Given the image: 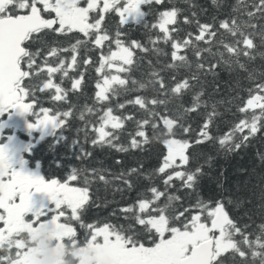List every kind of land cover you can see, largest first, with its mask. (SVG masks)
<instances>
[{"label": "snow or ice", "instance_id": "obj_1", "mask_svg": "<svg viewBox=\"0 0 264 264\" xmlns=\"http://www.w3.org/2000/svg\"><path fill=\"white\" fill-rule=\"evenodd\" d=\"M216 2L213 0L214 4ZM163 4L164 0H86L85 5L80 0H0V117L13 111L31 115L34 120L27 125L31 132L48 130L59 142L62 133L58 135L57 130L64 126L66 118L72 113L53 112L51 108L40 105L37 92L53 90L51 99L61 101L67 99L69 91L80 88L83 74L72 78L69 72L77 69V56L82 44L91 42L101 50L99 66L96 67L100 80L96 83L95 98L99 104H105L111 96L132 91L128 87L130 81L132 85L137 84L130 76L121 77V73L133 71V65L137 63V49L145 53H160L161 49L155 47L156 44L161 41L170 43L171 63L165 67L187 69L188 75L178 79L172 76L169 80L160 71H152L147 82L139 83L141 89H152L154 94L151 98L138 95L126 101L144 110V116L135 120L132 114L114 115L110 106L106 110L100 109L102 114L98 127H93L97 136L92 144H107L121 152L141 148L150 142L146 126L151 125L155 131L162 122L163 128H160L157 138L162 139L167 154L157 172L166 173L163 182L167 186L179 180L182 182L180 186L194 189L201 178L203 164L199 162L198 149L194 148L191 153L188 151L193 141L196 145L206 141L214 145L218 142L220 149L234 152L264 128V72L257 74L247 68V63L241 62V58H247L249 62L254 60L256 50L264 47V0H251V3L237 0L232 14L219 21L213 18L212 21L201 22L196 18L197 12L192 11L191 17L184 16L183 24H194L196 31L188 32L183 38L173 35L180 31L177 17L181 10L175 7L155 9V6ZM110 12L119 17L114 32L105 24V16ZM91 13L96 15L90 16ZM149 16H152L151 21ZM133 25L149 31L157 30L161 34L150 39L151 49L139 40L130 37L124 39ZM221 29L223 33H220ZM70 32L82 33L87 41L73 37L71 39H75V43H70L68 47L45 42V37L52 33L67 35ZM41 33L44 35L41 36ZM225 34L231 38L229 42H225ZM28 41L33 44L40 42L44 48L46 54L42 64H37V57L41 55L39 49L31 51V45L26 43ZM200 42L206 47H202ZM106 45L105 54L103 50ZM112 45H115L114 49ZM217 45L223 51L213 52V47ZM189 49L194 54L193 60L189 59L186 51ZM62 53L70 55L65 57ZM205 53L208 55L205 56ZM260 55L264 56V52ZM50 58H55L54 63H49ZM91 62L90 58L81 61L84 65ZM221 67L229 71L236 68L244 70L249 80L259 75L260 82L255 90H248V98L240 100L237 106L239 113L248 114L251 111V115L238 117V122L231 126L230 131L214 137L210 126L222 116L219 105L224 101L214 100L211 92L204 98V78L209 74L215 77L217 69ZM41 73L46 74V79H40ZM56 74L60 75V83L55 82ZM64 78L71 80L70 89L61 86ZM211 84L216 85V81L213 80ZM186 95L192 96L191 107H184ZM233 99H239V96ZM227 103L231 105L232 100ZM169 104L173 105L174 111L169 109ZM119 108L124 109L125 104H119ZM88 111L92 112L93 109L89 108ZM168 111H172V114H162ZM198 111L206 118L196 135L189 139L187 137L192 127L186 117ZM132 120H135L136 130L130 133L128 146L115 144L119 136L106 129H123L125 122ZM78 145V159L92 155L78 140H74V148ZM210 161L211 156L204 158V163L210 164ZM120 163L116 161V164ZM142 168L143 165L140 168L132 167L115 178L123 180L130 189L133 187L132 177L135 175L138 179L143 175ZM168 169L172 171L168 172ZM86 171L74 169L64 182L56 178L46 180L38 172L27 169L26 161L11 148V139L8 143H0V249H5L4 254L0 255V264H28L30 250L25 240L16 234L43 228L54 229L59 239L80 246L81 252H95L96 264H264V223L258 226L257 232H248L247 225L238 226L229 217L224 202L219 200L214 204L198 200L194 207L199 211L181 220L190 209L185 208L179 214L169 210L171 201L179 200L178 196H169V203L161 207L156 201L164 193L156 187L150 188L151 198H140L135 207L121 209L124 213L133 214L135 223L143 226L140 231L133 230L132 225L127 229L110 223L102 226L82 225L89 232L81 242L71 222L80 220L78 213L90 200V181L85 176L84 187L70 186L69 181L77 180ZM92 171L106 186L111 183L103 174L105 170ZM68 210L70 215L67 214ZM261 213L264 218V204Z\"/></svg>", "mask_w": 264, "mask_h": 264}, {"label": "trees", "instance_id": "obj_2", "mask_svg": "<svg viewBox=\"0 0 264 264\" xmlns=\"http://www.w3.org/2000/svg\"><path fill=\"white\" fill-rule=\"evenodd\" d=\"M251 3V0H248ZM237 4V0H217L214 4L213 0H164L163 5L155 6V9L164 10L173 7L181 10L177 17L180 31L174 33V36L186 37L188 32L195 33L196 27L194 24H183L184 16L191 17L192 11L197 12V17L201 22L212 21L213 18L219 21L227 18L232 14L233 7ZM147 11V6H145ZM148 19L151 21L152 16ZM105 24L109 26V30L114 32L119 24V17L114 13H108ZM127 28L128 26H123ZM176 27V26H173ZM48 31V30H45ZM224 30H220L223 33ZM219 34V33H218ZM41 36L44 34L41 33ZM156 35H161L157 30H146L139 26H131L127 40L129 37L141 41L150 49L153 47L150 39H154ZM78 38L87 41V38L77 33L70 35H62L52 33L45 37V42H51L53 46L60 45L63 47L70 46V43H75ZM54 38V39H53ZM225 42L231 40L227 34L224 35ZM31 45L30 50L36 51L39 49L41 55L37 57V64L43 63V57L46 54L40 42L33 44L32 41L27 42ZM202 47H206L203 42H200ZM113 49L115 45H112ZM157 48L161 49L160 53L149 51L147 53L136 50V61L133 65L131 73H121V77L130 76L131 80L137 81L136 85L129 82L128 87L132 91L122 93L119 96H111L109 101L105 104H99L96 101V83L100 80V76L96 72V67L99 66L100 49H97L91 42H86L81 45L79 55L77 56L78 66L76 70L70 71L69 76L78 78L83 74V81L78 90L69 91L66 100L55 101L51 99L53 90H46L45 92H37V97L40 100V105L49 107L53 112L71 111L72 115L66 118L64 126L57 130L58 135L62 133V138L57 142V138L46 130L31 132L27 125L33 122L34 118L29 117L27 124L22 130H16L13 127L3 126L8 120V115L5 114L0 118V143H6L9 138L19 137L27 144H32V150H27L22 154L21 159L26 161L28 170H38L39 174L46 180L56 178L62 182L66 181L72 174L74 169H86L83 175L79 176L75 181H69L70 186L84 187V177L87 176L90 184L89 194L90 200L83 209L79 211L80 220H73L72 226L77 230V238L83 242L88 236L89 230L82 225L94 224L102 226L104 223H110L118 228L127 229L132 225L133 230L140 231L143 226L135 223L132 218V213H124L121 209L137 205L140 198L152 197L150 192L151 187H156L159 192L164 195L156 201L161 207L168 202L169 196H178L179 200H173L170 203V211L175 214L184 211L185 208L190 209V212H185L181 217L184 220L190 214H196L199 209L195 208L198 200L205 203L214 204L217 200L223 201L225 210L229 217L234 219L238 226L243 227L247 225L248 232H257L258 226L264 223L262 218L261 207L264 204V128H261L255 136L250 137L249 142L241 149L234 152H227L219 148L218 142L214 145L211 142H205L201 145H196L193 141L192 147L189 148V153L193 149L199 150L200 164H203V172L201 178L197 181L194 189H188L180 186L181 181L174 180L171 182L172 186L164 184L166 173L157 172V169L163 164V157L167 154V149L162 142V139L157 138L160 133V128H163L161 122L160 128L155 131L151 125L146 126L150 142L144 144L141 148L130 149L128 152L118 151L117 148L111 147L107 144L103 146L93 145L92 140L96 138L97 133L93 131V127H98L99 117L102 114L100 109L106 110L107 107L113 108L114 115H129L132 114L135 120H139L144 116V110L139 109L138 106L129 105L126 103L128 99H134L136 96H147L151 98L154 94L150 87L139 88V83L147 82L151 76L152 71H160V74L166 79H171L175 76L177 79L188 75L187 69H168L166 64L171 63L170 59V43L165 44L162 41L157 43ZM217 50L223 51L219 45L213 47V52ZM107 53V45L103 50ZM190 60H193L194 54L192 51L186 50ZM256 58L252 61H247V58H241L242 63H247L249 70H254L257 74L264 72V56L260 53L264 52V47L257 50ZM167 53V54H165ZM61 55L68 57L69 53H62ZM205 56L208 54L205 53ZM91 59V63L84 65L81 63L84 59ZM55 58H50L49 63H54ZM161 69H163L161 71ZM247 72L241 69H234L232 71L226 68H218L217 75L212 77L210 74L205 79V93H212V98L217 101H224V104L219 105V111L222 116L216 118L213 125L210 126V132L214 137H219L231 130V126L238 122V117L242 118L248 114L239 113L237 106L240 100H246L249 96V89L255 90L256 84L260 82L259 75L254 80L247 78ZM40 79H46V74L41 73ZM215 80L216 85L211 82ZM55 82L60 83V75L56 74ZM65 89L71 88V80L64 78L61 85ZM239 99H233L236 96ZM232 100V104L227 102ZM124 103L125 108L120 109L119 104ZM184 107L192 106V96L186 95L184 98ZM40 105H37L39 107ZM163 108L164 106H160ZM169 109L174 111L173 105L169 104ZM93 109L89 112L88 109ZM230 108V110H228ZM259 110H257V113ZM162 114L171 115L172 111L163 112ZM83 115V119H81ZM200 111L196 113H189L186 117L187 123L191 124L192 131L188 134L189 139H192L202 126L203 119ZM135 120L126 121L123 129L113 130L111 128L106 131H111L114 135H118L119 139L114 143L117 145L128 146L131 139L130 133L136 130ZM111 139V137H109ZM141 139V138H138ZM31 140L32 143H31ZM78 140L80 145H83L86 151L92 153L91 156H84L78 159L79 145L74 148L73 141ZM211 156L210 164L204 163V158ZM121 161L116 164V161ZM192 161H190V164ZM143 175L138 179L133 178V187L127 188L123 180L116 179L121 172H127L132 167L140 168ZM93 169H102L107 179L111 180L109 185L99 181ZM171 172V169L167 170ZM117 189H122L117 190ZM39 200L40 198L37 197ZM231 201V203H229ZM67 214L70 215V210ZM127 217V218H126ZM203 219V217H202ZM27 220V217H25ZM63 222V218H62ZM19 233V232H18ZM17 233V234H18ZM16 234V235H17ZM59 239V238H58ZM61 244H68L75 248L68 240H61ZM14 251V250H13ZM3 250L0 249V255H3ZM251 259V258H250ZM255 264V262H254Z\"/></svg>", "mask_w": 264, "mask_h": 264}, {"label": "clouds", "instance_id": "obj_3", "mask_svg": "<svg viewBox=\"0 0 264 264\" xmlns=\"http://www.w3.org/2000/svg\"><path fill=\"white\" fill-rule=\"evenodd\" d=\"M17 237L23 238L30 250L28 264H96L95 252H81L80 246L62 245L52 228L19 232Z\"/></svg>", "mask_w": 264, "mask_h": 264}, {"label": "water", "instance_id": "obj_4", "mask_svg": "<svg viewBox=\"0 0 264 264\" xmlns=\"http://www.w3.org/2000/svg\"><path fill=\"white\" fill-rule=\"evenodd\" d=\"M27 116L28 115H23V114H20V113H17V112L14 111L10 121L14 122L16 127H20V126H22L24 124L25 119H26Z\"/></svg>", "mask_w": 264, "mask_h": 264}, {"label": "flooded vegetation", "instance_id": "obj_5", "mask_svg": "<svg viewBox=\"0 0 264 264\" xmlns=\"http://www.w3.org/2000/svg\"><path fill=\"white\" fill-rule=\"evenodd\" d=\"M80 3H81L82 5H85V4H86V0H80ZM95 15H96V13H91V14H90V16H95ZM107 16H108V14H106V16H105V20H106ZM71 33H77V34H80V35H81V33H78V32H70V33H67V35H70ZM62 35H64V34H62Z\"/></svg>", "mask_w": 264, "mask_h": 264}]
</instances>
